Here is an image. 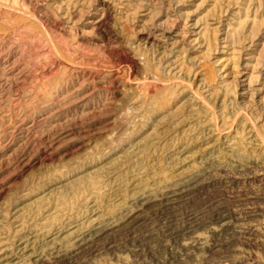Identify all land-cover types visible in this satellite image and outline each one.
Instances as JSON below:
<instances>
[{"label":"rangeland","instance_id":"1","mask_svg":"<svg viewBox=\"0 0 264 264\" xmlns=\"http://www.w3.org/2000/svg\"><path fill=\"white\" fill-rule=\"evenodd\" d=\"M0 264H264V0H0Z\"/></svg>","mask_w":264,"mask_h":264}]
</instances>
